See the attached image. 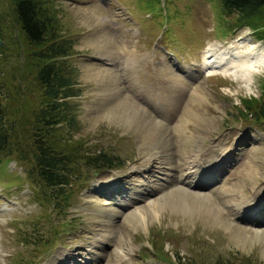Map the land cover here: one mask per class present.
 I'll list each match as a JSON object with an SVG mask.
<instances>
[{
	"label": "rangeland",
	"instance_id": "1",
	"mask_svg": "<svg viewBox=\"0 0 264 264\" xmlns=\"http://www.w3.org/2000/svg\"><path fill=\"white\" fill-rule=\"evenodd\" d=\"M37 1L54 15V42L67 45L68 53L56 60L72 69L76 91L66 99L75 107L76 123L60 122L51 134L58 140L54 141L58 150L67 151L70 142L77 143L81 168L63 199L54 201L49 188H45V195L39 194L27 178L25 166L31 158L22 161L8 155L0 162V264H111L119 249L126 254L125 264H264V234L254 235L264 229V215L256 218L258 226L235 216L238 206L250 200H260L258 207L264 211V120L248 115L244 102L250 100L251 108L260 104L264 62L248 82L225 72L207 76L206 70L192 69H202L203 52L211 47L217 54L228 52L232 58L239 47L264 51V40L249 25L235 24V15L222 11L217 0ZM12 4L11 0H0V91L4 92L0 98L7 102L6 112L14 117L16 113L27 115L41 104L34 91L38 86L34 52L42 44L32 45L17 28ZM88 11L101 13L104 23L98 25ZM101 32L117 45L113 50L119 63L112 64L101 55L98 49L102 45L87 42L89 36ZM53 38L47 36L43 44ZM130 54L136 62L126 69L120 56ZM94 69L100 71L95 74ZM193 89L201 92V103L190 98ZM131 98L148 113L163 118L169 132L176 130L175 136L182 133L190 140L182 158L174 155L178 148L171 147L172 163L192 159L194 145L200 141L202 149L217 148L218 155L205 159L199 172L217 167L224 145L245 132L238 137L245 140L238 153L215 184L208 186L217 191L193 188L213 197L222 189L231 191L227 198L230 206L222 207L225 222L212 215L209 219L188 215L164 203L163 196L177 184L175 177L181 172L168 180L166 164H156L154 171L143 170L145 148L137 128L122 112ZM187 110L203 121L179 126ZM256 147L262 149L257 152L261 157H254ZM99 150L110 154L116 166L94 170L82 165L80 158ZM251 159L259 173L248 177ZM195 181L206 185L198 176ZM130 187V192H150L139 200H135L137 195L126 198L128 204H116L114 198ZM150 200H159L157 213L149 208ZM140 208L146 210L144 220H130V212ZM231 224L241 226L243 235H249L243 237L251 240L237 238L230 231Z\"/></svg>",
	"mask_w": 264,
	"mask_h": 264
},
{
	"label": "trees",
	"instance_id": "2",
	"mask_svg": "<svg viewBox=\"0 0 264 264\" xmlns=\"http://www.w3.org/2000/svg\"><path fill=\"white\" fill-rule=\"evenodd\" d=\"M11 2L14 24L29 43L34 46L42 44L34 52L35 81L38 86L36 90L33 89L36 96H40L41 104L37 110L33 109L27 115L16 113L13 117L6 112L7 102L2 103L0 98V162L8 155L18 156L22 161L31 158L29 165L25 166L27 178L37 187L39 194L45 195V188H49L52 192L50 195L55 201L58 197L63 199L67 194L66 188L78 179L77 173L81 168L78 163L80 156H76L79 155L81 148H78L77 143L70 142V149L67 151L58 150L55 145L58 140L56 141V136L51 134L53 126L60 122L69 125L76 123L75 107L66 100L76 92L72 86L73 72L70 67H65L56 60L58 56L66 57L67 45L59 41L54 42L56 34L52 33L51 28L55 25L54 15L49 8L43 9L37 0ZM217 2L222 11L235 15V24L249 25L254 34L264 40V0H217ZM47 36L54 38L43 44ZM0 54H3V48L0 49ZM51 58L55 59L50 60ZM62 61L65 64V61ZM4 91L8 92L6 89ZM3 93L0 91V95ZM244 102L248 114L252 113L256 119H264V93L256 108H251L253 104L250 100ZM80 160L84 161L83 166H90L94 170L116 166L112 156L101 150ZM36 199L41 201L39 197Z\"/></svg>",
	"mask_w": 264,
	"mask_h": 264
},
{
	"label": "bare ground",
	"instance_id": "3",
	"mask_svg": "<svg viewBox=\"0 0 264 264\" xmlns=\"http://www.w3.org/2000/svg\"><path fill=\"white\" fill-rule=\"evenodd\" d=\"M88 12L89 14H91L89 16H93L95 18L98 25L104 23V17L101 13H97L96 11ZM107 37V33L101 32L99 33V35L89 36L87 42L92 41L94 44H100V46L102 45L98 49L101 52V55L104 57H108L109 61L119 63V55L113 50L114 48L117 49V45L111 42L110 37L109 39H107ZM242 49L243 47L235 48V51L233 52V54H231L232 58H229L228 52L217 54L214 47L207 49L205 52H203L204 57L202 61V70L205 69L206 71H208L207 76H211L215 73H221L223 75V73L225 72L226 75L230 74L232 76H235V79L240 78V80H243L245 82L252 80V72L256 71L255 69H257V67H259V65L264 62V51H257L250 48H247L246 50ZM113 53L115 55H113ZM120 58H122V66H124L126 69L134 67L133 64L136 62V58H134L132 54L127 55L126 57L120 56ZM114 62L112 64H114ZM99 71L100 70L94 69L95 74ZM105 71H110V69L106 68ZM190 98H192L193 102L196 101L197 104L202 102L201 92L197 89H193ZM132 100H129L130 104L127 105L126 110L122 112L123 115H125L124 118L129 120L130 122L132 121L133 125L137 128L139 132L138 137L141 140V145H143L145 148V160L142 161V164H145L143 170L154 171L155 166H157L156 164H166L165 169L167 170L168 168L169 172L165 169L164 170L168 176V180H171V176L175 175V173H177L178 171L181 172L178 176H174L177 184H175L168 191V193L163 196L165 199L164 203H166L169 207L177 208L182 213H186L188 215L197 214L202 219H209L212 215L215 220H219L222 223L223 221L225 222V219H223L225 214H223L224 210L222 207L230 206L228 204L229 202L227 201L229 194H231L229 193L230 190L222 189L223 191L221 190L220 193L218 192L216 197H213L210 194L206 193L202 194L199 192V190H193L195 186H199V184L195 181V178L199 175L200 165L204 162L205 159L215 157V155L217 156V148H215V146H212L208 149H202L199 146L202 142L200 141L194 145L195 150L192 159L188 161L186 160L181 164L172 163L171 158L173 152L171 151V147L175 145V149L178 148V152L174 153V155L176 154L177 157L179 156L180 158H182V153L184 154L186 152L185 145L190 140H187V137L183 138V135H181L182 133H178L177 136H175L176 130H174V134L173 132H169L170 129H167L166 123L162 120V117V119H160L152 115L151 113H148L145 108H142L140 104H137V102ZM194 120L196 122L203 121V119L199 117L197 113H193L191 110H187L183 114L182 119H180L179 126L183 125V123L185 122H187L185 124L188 125V121L193 122ZM180 129L181 128H177L179 132ZM182 130L183 129H181V131ZM174 138L176 139V141H174ZM179 138L180 141L178 140ZM256 148L257 149L254 150V157L260 156L259 154H257V152L259 153L262 150L259 147ZM253 159L250 160V163L253 164H250L246 171V175L248 177L252 174L255 175V172L259 173L258 166L254 165L255 161H253ZM111 188L116 189L115 186H111ZM217 198H219L218 201H216ZM148 206L151 209L152 213H157V210L160 207V202L159 200H150ZM145 211L146 210H141L140 208L138 211L130 212V220L131 218L136 221L144 220ZM243 230L244 229L238 224H233L230 229L232 234L236 235L237 238L250 241L251 239L243 237L249 236L245 233L243 235ZM263 234L264 229L257 230L254 235ZM104 236L107 237V235ZM125 260L126 254H124L119 249L115 251L113 260L114 262L111 264H125Z\"/></svg>",
	"mask_w": 264,
	"mask_h": 264
}]
</instances>
